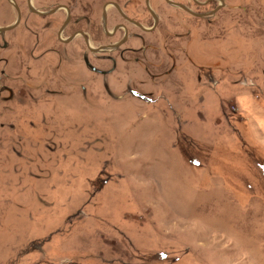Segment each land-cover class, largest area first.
<instances>
[{
    "label": "rangeland",
    "instance_id": "1",
    "mask_svg": "<svg viewBox=\"0 0 264 264\" xmlns=\"http://www.w3.org/2000/svg\"><path fill=\"white\" fill-rule=\"evenodd\" d=\"M0 33V264H264V0H149L137 63L63 43L64 10ZM71 9L98 44L103 4ZM108 30L123 22L106 6ZM17 12L0 0V26ZM80 23V24H79ZM105 52V51H104ZM115 55V54H114ZM127 57V51H124ZM100 58V57H98Z\"/></svg>",
    "mask_w": 264,
    "mask_h": 264
},
{
    "label": "flooded vegetation",
    "instance_id": "2",
    "mask_svg": "<svg viewBox=\"0 0 264 264\" xmlns=\"http://www.w3.org/2000/svg\"><path fill=\"white\" fill-rule=\"evenodd\" d=\"M149 1V0H148ZM166 1V0H165ZM170 4L174 5L175 7H178L182 10H184L185 12L189 13L190 15H194L193 13H195L191 7H189V4H183L179 1H172L169 0ZM192 2H196L201 4V1H197V0H191ZM214 0H207L208 3L212 2ZM144 3L146 5L147 11L150 14V16L154 19V22L152 25L150 26H145L143 25L142 22L136 20L133 17L128 16L119 6V4L115 1H107L106 3L103 4L102 10V16L104 19V32L105 34L109 37H114L116 35H118V37L113 40V41H107V42H102L101 44H98L95 37H91L88 32H86V30L84 29V27L82 26H76L75 28L72 29V31L69 33L68 36H66V38H62L61 37V33H63V31L67 28V25H69L70 23H74V24H78V21H74L72 22L71 19V9L69 8V6H67L66 4H57L56 6H54L52 9H54L51 13H53L56 10H64L65 12V16L64 19L62 20V22L60 23V26L58 27V39L63 42V43H71L73 41H77L78 46H84L85 49H87L88 51H90L93 55V57L96 58V60H99V62L105 60L107 62H109V65L106 67V69H102L99 66H97L96 68L91 65L87 54L83 55V52L81 54V59L84 62L85 67H87L91 72L93 73H102V74H107L110 71L112 72L114 67L117 64V59L120 60V62H127L130 61L132 63H137L139 60V56H133L132 53H139V52H135V47H125L122 48L123 44H125V42L129 39V37H136L139 38L140 40H142V43H144V37L141 36V34L135 33L133 31H129V25L131 26H135L137 27L139 30L144 31V32H149L152 31L156 28L157 25V16L154 14V12L152 11V9L148 6V3H146V0H144ZM31 5V7H30ZM112 6L115 11L117 12V14L122 18L123 22H116L115 24H113L110 28V30H108L109 28H107L106 25V21H107V13H106V6ZM27 6L28 8L35 14H42V13H37L34 10H36L35 8H33L30 0H27ZM52 9H50L49 11H51ZM219 9V8H218ZM217 9V10H218ZM216 10V11H217ZM47 11V12H49ZM43 12V11H41ZM44 13V14H49V13ZM198 13V12H197ZM21 19V17H20ZM20 21V20H19ZM80 24V23H79ZM133 35V36H132ZM105 51V52H104ZM124 51H127V57L124 56ZM115 54V55H114ZM100 57V58H98Z\"/></svg>",
    "mask_w": 264,
    "mask_h": 264
},
{
    "label": "water",
    "instance_id": "3",
    "mask_svg": "<svg viewBox=\"0 0 264 264\" xmlns=\"http://www.w3.org/2000/svg\"><path fill=\"white\" fill-rule=\"evenodd\" d=\"M9 1L14 6V8H15V10L17 12V18H16V20L11 25H8V26H0V33H3L6 30L12 29L13 27H15L19 23V20H20V17H21L20 9L18 8V6L15 3V1L14 0H9ZM166 1L170 2L169 0H166ZM146 3H148V0H146ZM30 7H31V5H30ZM219 7H220V5H218L216 8H214L213 10H211L209 12H206V13H193V14L196 15V16H199V17L208 16V15L214 13ZM54 9H52L51 11H49L47 13H51ZM34 11L37 12V13H42V14L46 13V12H41L39 10H34Z\"/></svg>",
    "mask_w": 264,
    "mask_h": 264
}]
</instances>
